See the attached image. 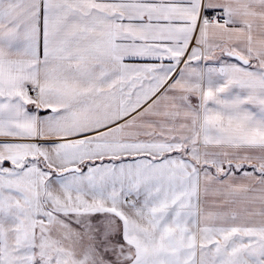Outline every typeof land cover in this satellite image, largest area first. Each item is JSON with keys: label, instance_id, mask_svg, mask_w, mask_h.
I'll list each match as a JSON object with an SVG mask.
<instances>
[{"label": "crops", "instance_id": "0c3cea01", "mask_svg": "<svg viewBox=\"0 0 264 264\" xmlns=\"http://www.w3.org/2000/svg\"><path fill=\"white\" fill-rule=\"evenodd\" d=\"M0 166V264L86 215L122 264H264V0H0Z\"/></svg>", "mask_w": 264, "mask_h": 264}, {"label": "rangeland", "instance_id": "374dc122", "mask_svg": "<svg viewBox=\"0 0 264 264\" xmlns=\"http://www.w3.org/2000/svg\"><path fill=\"white\" fill-rule=\"evenodd\" d=\"M206 22L213 21L199 17L200 27ZM34 239L36 264H122L128 258L119 224L111 216L57 217L50 226L38 228Z\"/></svg>", "mask_w": 264, "mask_h": 264}, {"label": "built area", "instance_id": "2783aa9c", "mask_svg": "<svg viewBox=\"0 0 264 264\" xmlns=\"http://www.w3.org/2000/svg\"><path fill=\"white\" fill-rule=\"evenodd\" d=\"M200 21H202V22L214 21V22L225 23L226 22V16H225L224 12H222L220 10H216V11H211V12L201 14Z\"/></svg>", "mask_w": 264, "mask_h": 264}, {"label": "water", "instance_id": "95a60500", "mask_svg": "<svg viewBox=\"0 0 264 264\" xmlns=\"http://www.w3.org/2000/svg\"><path fill=\"white\" fill-rule=\"evenodd\" d=\"M229 57H231V58H234V59H236V60H238V61H240V62H242L243 64H247V62H244V61H242V59H240L239 57H237V56H234V55H229ZM72 171H76L75 169H69V170H67V172L66 173H69V172H72Z\"/></svg>", "mask_w": 264, "mask_h": 264}]
</instances>
